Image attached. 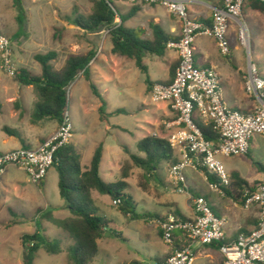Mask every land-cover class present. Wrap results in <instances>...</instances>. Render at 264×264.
Returning a JSON list of instances; mask_svg holds the SVG:
<instances>
[{
    "label": "crops",
    "instance_id": "1",
    "mask_svg": "<svg viewBox=\"0 0 264 264\" xmlns=\"http://www.w3.org/2000/svg\"><path fill=\"white\" fill-rule=\"evenodd\" d=\"M187 1L189 14L192 18L201 22H212L215 9L224 5V0ZM116 3H118L115 5L118 18L116 19L115 23L118 26L122 23L120 17H127L131 12H133V10L138 8L136 14L124 23V27L131 30H136L134 29L135 27L139 28V30L136 31H139V37L142 40L151 41L155 38L154 30L152 29V26L154 25L160 26L172 40L180 39L182 34V23L166 8L163 9L158 5L151 6V11L146 15L147 20L139 21L140 14L142 11H144V7L148 5L144 0H138V2L134 5L128 4L124 1H117ZM133 22H136V24L130 25V23L133 24ZM106 33H108V31ZM102 38L103 39L101 41H97L96 44L92 46L94 49L91 48V50L95 53V58L90 63L88 72L93 67L91 71L92 73L94 72L95 77L102 74L101 69L95 67V63L98 62L103 54V51L100 52L101 49H104L107 42L109 41L110 47L107 60L110 61L114 67V71L112 72L115 74V83L119 87V90H122V94H124L127 89L133 88V86H135V90H138L139 93L143 95V97H146V99L143 98L142 101L139 102V104H141V106L144 108L141 109L142 117L136 120V129L141 127V129L144 130L142 128V126L145 124L144 119L147 120L146 124L148 126L150 125L151 127L156 126L158 124L157 121H159L161 117L167 123L176 121L178 116L171 109L168 103H154L152 101L151 90L149 91V87L147 85V76L137 67L136 63L131 59L112 53L113 45L109 35L108 37L105 36ZM97 43L100 45L98 51ZM216 48H218V51L220 52L218 44L213 38H208L205 36L198 37L195 44L196 64L199 67L216 69L221 77L223 96H225V94L228 95L227 98L224 97V102L228 106L230 104L231 108L239 110L245 114L252 112L254 108V99L249 101V99L246 98L247 93L245 91L244 85L246 73L244 74L242 67H238L235 72L222 68L219 58L217 57L218 55ZM231 49V55L233 56V52L238 51L240 48L236 42L233 43L231 41ZM214 53L215 58L212 57V54ZM76 54L79 55V53ZM223 57L227 60H230V56ZM67 59L65 60L64 64L66 63ZM234 63H236V61H234ZM143 64L148 68V73L153 83L169 85L171 82H173L177 67L179 65L178 53L176 50L167 49L164 57L148 55L143 59ZM104 65L108 67L106 63ZM22 67H24V63H22L18 68L23 70ZM84 76L85 75L81 73L77 79L84 78ZM13 81L17 82L16 80ZM20 86V88L14 89V91L6 85L3 87L5 98L0 99V155L19 149L36 150L46 139L53 136L60 127V123L56 120L45 119L35 123L31 119V116L27 115V110L29 109L26 107V91L23 88H27V90L32 95L33 87L25 85ZM226 99L228 102L225 101ZM31 102H33L34 105L36 104V100H34V98L31 99ZM140 121L141 125H139ZM202 124L205 125L207 123L204 122ZM119 129H121L120 126L117 128L115 125L111 126L110 124L105 123L104 131H106V134H104V136L98 141V144L94 142L93 147L91 148V153L89 152L88 144L85 146V144L79 142L78 140H74V138L72 141L81 156V165L83 164L84 158L87 160V164L82 165L83 171L90 167L92 159L97 150V146L101 144L103 145L104 152L100 165V174L106 182L111 183L120 181L122 179L123 168L126 164L130 165L129 177L126 179V182L129 184L130 190L135 193V196H132V198L136 202V208L138 209H136V212H138L140 218L130 219L125 217L113 205V200L111 197L103 196L99 192L93 191V203L102 201L101 203L103 205H106L107 207L112 206L116 209V214L111 216L112 218L110 219V216L102 217L99 209L95 208L98 215L110 223L108 231L105 232L103 238L98 241L99 253L102 249L103 254H106L107 258L111 260L113 259L112 254H114V252L111 251L113 249V244L116 243V239L120 240L123 244L129 245L131 238L136 242L137 240H142L140 237L142 236L148 245H152L156 253L162 255V258L160 260H156V262H162L176 248L185 247L188 244V240L183 233L176 232L173 243H166L163 240L162 231L159 224L161 221L160 218L164 220L169 215H176V212H178L180 217L184 220L193 219L195 217L192 199L193 197H204L209 202L213 212L217 216L225 217L227 219L228 223L225 228V233L228 242L235 241L241 233H250L257 228L260 217V207L258 205H254L251 207V209L246 210L244 208V204H240L239 202L233 200L228 195L227 191L224 193L214 191L211 187L213 183L210 182L207 174L201 170L190 168L186 171L189 187L188 193L186 194L177 192L175 184L168 176L170 165L166 163L162 164L158 172V176L155 172L153 174H149V176L152 178V182L148 183L147 191H143L139 186L137 188L135 183L131 182V177L133 173H137L142 169L133 166L129 154H127L125 151V146H120L114 141H107V137L114 135L119 131ZM177 129L178 127L173 128V130ZM7 130L15 132L16 136L9 135ZM125 130L127 131L126 133H130L127 128H125ZM169 135L170 132L167 130V135L165 137V139L167 138V141ZM146 137L151 136L150 134H147L142 138L137 136V150L129 152L131 154L143 156V154L139 152L138 145L140 140ZM251 151H254V154H252ZM175 152L177 155L176 157L179 160L180 156L178 151L175 150ZM221 159L230 176L233 173H238L249 184L256 185L260 182H263L264 135H255L251 142V149L248 155L230 158L222 157ZM165 164L168 165V168L166 172H163L162 168ZM143 172L147 174L145 171ZM163 174H165L167 178L164 181L162 179ZM215 182H217V180ZM150 186L153 188L152 190H149ZM49 187L52 188L53 192L54 187H57L58 190H55V195L49 191ZM138 190H140V192H138ZM0 193H4L8 199L7 206L9 207L10 213L13 216H17L19 214L24 219L29 218V221L33 223L41 219L42 215L39 212L44 214L48 211H52L53 216L58 219H64L71 216V212L66 208L65 201L60 195L59 174L54 167L50 169L43 182V188L40 189L37 185L31 183L25 171L15 166H10L5 170L4 174L0 176ZM109 198L111 199L112 203H109ZM182 198L184 199L183 205ZM186 202L188 204L185 208L184 205ZM118 220H121L120 223H123V228H121L116 223ZM137 221H139L140 224L143 223L144 225L142 224V226L139 228H134L133 223ZM121 229L126 230V233L123 234L118 232L121 231ZM37 230L38 229H36V232ZM107 235L108 237H106ZM193 250L195 252L194 264L225 263V256L220 252L219 245L217 244L209 246L195 244L193 245ZM126 251L128 250H125V252ZM65 253L68 254L66 248L65 251L59 255ZM94 262L92 264H94ZM134 263L141 264L142 262L139 259L133 257L130 258V260L123 259L118 262V264Z\"/></svg>",
    "mask_w": 264,
    "mask_h": 264
},
{
    "label": "built area",
    "instance_id": "2",
    "mask_svg": "<svg viewBox=\"0 0 264 264\" xmlns=\"http://www.w3.org/2000/svg\"><path fill=\"white\" fill-rule=\"evenodd\" d=\"M111 4L124 1L134 5L138 0H89ZM152 5L165 7L182 23V34L177 42L168 44V49L176 50L179 65L175 78L169 85L156 83L151 90L155 103H168L178 119L167 123L170 132L168 142L180 156L177 163L170 165L168 176L178 193H188L186 171L190 168L201 170L216 177L212 189L224 193L232 186L231 176L221 158L246 156L251 149L255 135H264V76L251 61L245 76V91L254 99L252 112L245 114L229 107L224 102L221 77L214 68L199 67L195 61V44L200 36L213 38L223 56L232 54L228 38L232 25L238 26V39L250 53L249 26L244 19L247 0H224V5L216 8L211 25L191 17L187 0H146ZM248 37L249 43L246 42ZM12 42L0 32V68L16 78L20 70L12 60ZM212 123L218 132L217 142L209 141L202 134L198 123ZM178 127L177 130L173 128ZM74 127L67 109L58 131L36 150L19 149L0 155V176L10 166L25 171L34 185L45 180L53 168L56 153L73 141ZM195 217L184 220L169 215L159 222L163 240L172 244L176 232H181L188 244L176 250L168 258L156 264H194L193 245H219L225 256L224 264H264V181L254 190H246L244 208L260 207L259 223L250 233H241L233 242H228L225 228L227 219L217 216L204 197H193ZM120 201L114 202L115 205Z\"/></svg>",
    "mask_w": 264,
    "mask_h": 264
},
{
    "label": "rangeland",
    "instance_id": "3",
    "mask_svg": "<svg viewBox=\"0 0 264 264\" xmlns=\"http://www.w3.org/2000/svg\"><path fill=\"white\" fill-rule=\"evenodd\" d=\"M144 1L148 5L144 7V11L140 14L139 21H146V15L151 11V6H157L150 4L146 0ZM114 4L117 5L118 3L114 2ZM93 6L89 0H22V5L18 8L15 6L14 0H0V32L8 36L12 42V60L16 67L18 68L24 63L22 68L25 72L32 76H39L42 72L41 65L35 60V57L39 54L45 55L51 51L57 52L58 58L52 64L58 70L72 53L86 54L92 51L91 48L94 49L92 46L97 41H101L102 37H108L107 29L103 28L99 33H93L84 31L75 22L78 17L90 16ZM158 6L165 9L161 5ZM244 13L245 20L249 26L250 53L238 41V26L232 25L228 38L230 43L231 41L233 43L236 42L240 49L233 52V56L231 55L230 60H227L216 48L217 57L222 68L226 70L229 69L235 72L238 67H242L245 74L247 73L248 63L251 61L257 65L259 72L264 75V16L252 13L247 9H245ZM131 23L130 25L136 24V22ZM134 29L139 30L136 27ZM97 46L98 51L100 48L99 43H97ZM109 47L110 42L108 41L105 48L100 51H103L102 56L95 63V67L100 68L103 75L95 77L94 72L92 73L91 71L92 67L88 72V77L78 78L68 89V111L74 127V140H78L85 146L88 144L90 153L94 142L98 144V141L106 134V131H104L105 123L111 126L115 125L117 128L120 126L121 128L114 135L107 137V141H114L120 146H125L128 151L137 150V136L142 138L150 134V136L158 135L165 138L167 135V122L162 117H158L160 118L157 121L158 124L153 127L148 126L146 124L147 120L144 119L145 124L142 126L144 130L141 127L136 129V120L142 117L141 109L144 108L139 102L143 98L146 99V97H143L138 90H135V86L127 89L124 94H122V90H119L115 83V74L112 72L114 67L107 60ZM212 57L215 58V53L212 54ZM105 63L108 67L104 65ZM13 80L15 78H12L5 70L0 68V99L5 98L4 85L10 87L13 91L21 87L20 84ZM91 84L97 89L98 95L94 93ZM23 89L26 91L25 98L27 99L25 101L27 102L26 107L29 109L27 110V115H30L34 121L35 105L31 102V99L34 98L37 102L39 100L38 93L34 88L32 95L27 88ZM227 96L225 94L223 97L227 98ZM246 98L249 101L253 100V97L249 94L246 95ZM103 103L105 104L104 115L100 112ZM116 111L122 112L117 113ZM139 125H141V121ZM125 128L129 130V134L126 133ZM251 153L254 154V151H251ZM86 164L87 160L84 158L82 165ZM167 168L168 165L165 164L162 171L166 172ZM162 177L163 181L167 179L165 174ZM151 180L152 178L149 174H145L142 170L133 173L131 177V182L135 183L137 188L138 186L141 187L143 191L148 190V183H151ZM152 189L150 186L149 190ZM55 190H58L57 187H54V192L49 187V191L53 195H55ZM126 193L131 197L135 196V193L130 188ZM101 202L93 203V208L99 209L102 217L110 216L109 218L111 219V216L116 214L115 204L113 203L115 206L113 208L112 206L107 207ZM109 203H112L110 198ZM183 203L184 199L182 198V205ZM7 204L8 199L4 193H0V264H24L23 248L20 244L21 236L35 233L38 227H40L44 235L51 240L60 242L61 246L65 248L73 244V240L62 229L57 228L47 219H40L33 223L29 221V218L24 219L19 214L13 216ZM187 204L186 202L185 208ZM120 221L118 220L116 223L123 228L124 225ZM142 224L137 221L133 223V226L134 228H139ZM118 232L125 234L126 230L121 229ZM140 237L142 240H137L136 242L131 238L129 245L123 244L116 239L111 251L114 252L112 254L113 259L107 258V255L103 254L101 249L94 264H118L121 260H130L132 257L139 259L142 262L141 264H156V260H160L162 255L156 253L152 245H148L144 238ZM125 250L128 251L125 252ZM34 264H71V260L66 253L49 255L45 250H40L36 255Z\"/></svg>",
    "mask_w": 264,
    "mask_h": 264
},
{
    "label": "trees",
    "instance_id": "4",
    "mask_svg": "<svg viewBox=\"0 0 264 264\" xmlns=\"http://www.w3.org/2000/svg\"><path fill=\"white\" fill-rule=\"evenodd\" d=\"M14 3L15 6L20 8L22 0H14ZM92 4L94 5L92 14L88 17H78L75 24L84 31L93 33H99L103 28H106L113 45L112 53L133 60L147 76L149 91L152 90L156 83L151 81L148 68L143 64V59L148 55L164 57L168 44L177 42L179 39L172 40L160 26L154 25L152 29L155 38L151 41L142 40L139 37V31L124 27V23L136 14L138 8L133 10L127 17H120L122 23L118 26L115 23L118 16L113 11L111 4L105 2H92ZM245 9L264 16V0H247ZM206 23L211 25L212 22L208 21ZM57 58L58 53L55 51L45 55L39 54L35 57V60L41 65V74L32 76L24 70H20V75L15 78L20 85L32 86L38 93L39 100L35 104V123L45 119L62 123L68 109V89L79 74L83 73L85 76H89L88 67L95 58V53L91 51L87 54H73L59 70H56L52 64ZM91 86L94 93L98 95L95 86L92 84ZM104 107L105 104L103 103L100 109L103 115ZM116 112L121 113L122 111ZM197 125L207 140L218 141L219 135L214 130L212 123L204 125L199 122ZM7 133L16 136L15 132L11 130H7ZM138 149L143 156L131 154L126 148L125 151L129 154L133 166L142 169L147 174L155 172L158 176L162 164L172 165L178 162L176 152L167 139L158 135L140 140ZM103 152L104 147L101 144L95 152L90 167L83 171L81 156L72 142L59 150L55 155L53 167L59 174L60 195L65 201L66 208L71 212V216L58 219L53 216L52 211L44 214L39 212L42 215L41 219H47L51 224L62 229L73 240V244L66 248L72 264H92L99 253L98 241L103 238L110 226L109 221L100 217L97 210L93 208V191L111 197L113 203L120 201L121 203L115 206L125 217L130 219L140 218L135 211L136 202L126 193L129 188L126 179L129 177L130 165L126 164L123 168L120 181L106 182L100 174ZM207 176L211 183H216L215 176L209 174ZM43 182L44 180L37 185L40 189L43 188ZM231 182L232 186L227 193L240 204H244L243 195L245 191H252L257 185L249 184L238 173L231 175ZM176 215L180 217L178 212H176ZM160 220L163 219L160 218ZM20 244L23 248L24 264H34L36 255L40 250H45L49 255H59L65 251L60 242L48 238L40 230V227H38L35 234H24L21 237ZM181 249L183 247L176 248L173 252Z\"/></svg>",
    "mask_w": 264,
    "mask_h": 264
},
{
    "label": "bare ground",
    "instance_id": "5",
    "mask_svg": "<svg viewBox=\"0 0 264 264\" xmlns=\"http://www.w3.org/2000/svg\"><path fill=\"white\" fill-rule=\"evenodd\" d=\"M246 42H247V44L249 43L248 37H246Z\"/></svg>",
    "mask_w": 264,
    "mask_h": 264
}]
</instances>
